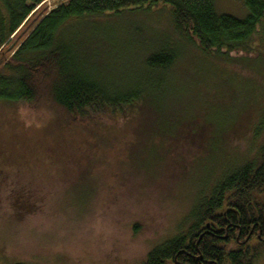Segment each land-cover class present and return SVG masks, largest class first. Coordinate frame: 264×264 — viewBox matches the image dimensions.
Returning <instances> with one entry per match:
<instances>
[{"label":"rangeland","instance_id":"rangeland-1","mask_svg":"<svg viewBox=\"0 0 264 264\" xmlns=\"http://www.w3.org/2000/svg\"><path fill=\"white\" fill-rule=\"evenodd\" d=\"M60 1L43 0L29 21ZM215 3L220 13L246 12L242 0ZM80 20L67 37L106 80L142 76L143 56L169 38L183 56L202 58L179 39L165 6ZM247 60L189 57L165 75L159 102L170 105L169 139L145 136L131 116L53 132L51 114L20 115L0 102V264H140L176 233L197 196L264 142V67ZM203 121L211 126L197 134Z\"/></svg>","mask_w":264,"mask_h":264},{"label":"trees","instance_id":"trees-1","mask_svg":"<svg viewBox=\"0 0 264 264\" xmlns=\"http://www.w3.org/2000/svg\"><path fill=\"white\" fill-rule=\"evenodd\" d=\"M42 1L0 0V102L20 115L35 107L51 114L53 132L93 124L103 115L131 116L128 123L139 121L145 136L169 139L170 105L159 102L167 92L166 74L180 71L189 57L196 64L203 55L214 60L251 58L244 63L259 72L264 67V0H242V16L220 13L216 0H62L29 21ZM155 6L169 9L179 39L194 46L200 60L173 49L176 40L169 38L143 56L145 74L115 82L86 65V52L67 37L76 27L71 22L87 16ZM210 126L203 121L197 134ZM263 252L264 142L254 158L224 172L211 189L197 196L176 233L151 247L140 264H255Z\"/></svg>","mask_w":264,"mask_h":264},{"label":"flooded vegetation","instance_id":"flooded-vegetation-1","mask_svg":"<svg viewBox=\"0 0 264 264\" xmlns=\"http://www.w3.org/2000/svg\"><path fill=\"white\" fill-rule=\"evenodd\" d=\"M258 237L261 238L260 235Z\"/></svg>","mask_w":264,"mask_h":264}]
</instances>
